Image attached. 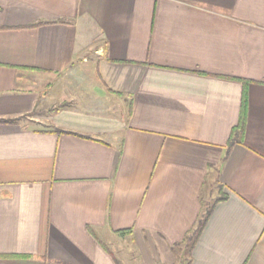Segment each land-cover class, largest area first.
Returning <instances> with one entry per match:
<instances>
[{"label":"crops","instance_id":"crops-1","mask_svg":"<svg viewBox=\"0 0 264 264\" xmlns=\"http://www.w3.org/2000/svg\"><path fill=\"white\" fill-rule=\"evenodd\" d=\"M0 120V264H264V0H0Z\"/></svg>","mask_w":264,"mask_h":264},{"label":"trees","instance_id":"trees-1","mask_svg":"<svg viewBox=\"0 0 264 264\" xmlns=\"http://www.w3.org/2000/svg\"><path fill=\"white\" fill-rule=\"evenodd\" d=\"M246 113H247V97L245 95L244 96L243 107H242L240 123H239V126L233 132V136H232V139H231V142H230L231 145L235 141L234 140L235 136H237V135L240 136V135H242L244 133V129H245V125H246ZM0 121L1 122H14L12 120H0ZM210 213H211V211H209V210H207V211L205 210V212L202 213L201 218L199 219L195 229L193 230L194 234L198 233V236L201 234L203 228L205 227V225H206V223H207V221L209 219Z\"/></svg>","mask_w":264,"mask_h":264},{"label":"rangeland","instance_id":"rangeland-1","mask_svg":"<svg viewBox=\"0 0 264 264\" xmlns=\"http://www.w3.org/2000/svg\"><path fill=\"white\" fill-rule=\"evenodd\" d=\"M90 57V56H89ZM90 59V58H89ZM92 63H90L89 65H87V67H89L90 65H91ZM83 78L85 79V81H86V85H84V89L86 90H88V88H86L87 87V85H89V84H87V79H88V77L85 75V76H83ZM86 90V91H87ZM86 91H84V94H80V95H83L82 97L83 98H86V97H84V96H87V92ZM89 91L91 92H93V88L92 87H90L89 88ZM94 94V93H93ZM189 251V250H188ZM187 251V252H188ZM187 252L186 253H183V254H181V257L179 256L178 258H177V264H185V261H186V258H187Z\"/></svg>","mask_w":264,"mask_h":264}]
</instances>
